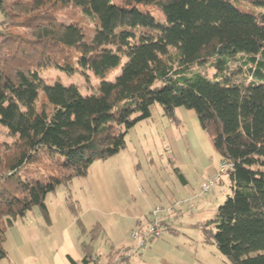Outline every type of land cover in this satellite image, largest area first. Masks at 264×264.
<instances>
[{
	"label": "trees",
	"instance_id": "16d2710c",
	"mask_svg": "<svg viewBox=\"0 0 264 264\" xmlns=\"http://www.w3.org/2000/svg\"><path fill=\"white\" fill-rule=\"evenodd\" d=\"M260 9L264 0H0V128L7 139L0 141V261L8 257L5 233L18 219L37 207L50 224L45 196L124 149L127 131L158 104L173 121L176 108L194 111L230 180L231 194L200 227L205 242L228 264H264ZM65 11L80 18L68 21ZM237 56L243 81L229 68ZM205 65L211 79L193 70ZM43 68L99 82L82 94L74 85H47ZM65 203L80 236L89 235L79 264H97L91 243L99 227L87 233L77 201L68 195Z\"/></svg>",
	"mask_w": 264,
	"mask_h": 264
},
{
	"label": "rangeland",
	"instance_id": "374dc122",
	"mask_svg": "<svg viewBox=\"0 0 264 264\" xmlns=\"http://www.w3.org/2000/svg\"><path fill=\"white\" fill-rule=\"evenodd\" d=\"M152 12L157 21H163L157 11ZM63 16L68 21L80 18L76 11H65ZM84 20L86 30L91 31V20ZM242 60L237 56L229 66L237 81L244 80ZM193 70L210 79L214 75L210 65ZM119 72L120 67L107 80L113 81ZM40 76L47 85H74L82 94L94 93L99 82L91 74L85 77L56 68H43ZM42 103L38 99L37 106ZM49 109L44 106L45 111ZM174 116L176 121L153 104L150 116L127 131L124 149L93 162L86 176L73 179L67 188L60 186L48 193L44 204L50 224L37 207L18 219L5 233L3 248L8 257L0 264H70L65 255H82L80 243H90L89 235L80 236L65 203L68 195L77 201L87 233L99 227L91 243L97 264H114L125 253L130 254L127 262L116 264H228L215 246L205 242L200 227L214 218L218 206L231 194L230 180L194 111L179 107ZM3 140H7L6 133L0 128ZM210 182L209 190L202 193L203 184ZM137 219L142 227L153 219L164 221L158 228L160 236L144 237L143 247L140 239L132 237L138 231Z\"/></svg>",
	"mask_w": 264,
	"mask_h": 264
},
{
	"label": "built area",
	"instance_id": "2783aa9c",
	"mask_svg": "<svg viewBox=\"0 0 264 264\" xmlns=\"http://www.w3.org/2000/svg\"><path fill=\"white\" fill-rule=\"evenodd\" d=\"M222 171H223V167H222ZM211 185L210 183H204L202 186V193H206L209 190V187ZM159 225H160V221L159 219H153V221H151L147 227H142L140 222L137 223L138 226V231L134 232L132 237L134 239L139 240L140 239V246H144L145 245V238L144 237H148L147 239L150 240L152 238L155 237H159L160 233H159Z\"/></svg>",
	"mask_w": 264,
	"mask_h": 264
},
{
	"label": "crops",
	"instance_id": "0c3cea01",
	"mask_svg": "<svg viewBox=\"0 0 264 264\" xmlns=\"http://www.w3.org/2000/svg\"><path fill=\"white\" fill-rule=\"evenodd\" d=\"M139 221H140V220L137 219V220H136V224H137ZM81 253H82V252H81ZM65 256H66L67 260H68V258H70V259H72L74 262H76V263L79 264V263L81 262V260H82L83 254H82L81 256H80V255H79V256L77 255V258H72V257H71L70 255H68V254L65 255ZM68 261H69V260H68ZM70 264H71V263H70Z\"/></svg>",
	"mask_w": 264,
	"mask_h": 264
}]
</instances>
